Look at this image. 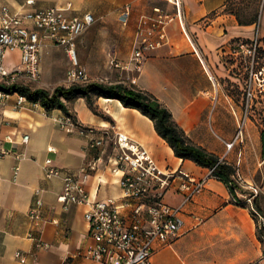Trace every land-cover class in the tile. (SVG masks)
<instances>
[{
    "label": "crops",
    "instance_id": "0c3cea01",
    "mask_svg": "<svg viewBox=\"0 0 264 264\" xmlns=\"http://www.w3.org/2000/svg\"><path fill=\"white\" fill-rule=\"evenodd\" d=\"M26 1L0 0V9L20 13L55 7L68 18L91 14L94 22L75 40L78 62L90 81L122 84L148 93L169 111L191 143L235 168H247L244 160L238 161V145L229 151L225 147L242 118L240 102L225 86L233 67L229 61L236 56L231 49L250 40L254 25H239L234 16L223 11L224 0H180L178 15L164 0H33L31 6ZM124 5L130 6L126 25L119 20ZM155 9L172 19L164 27L162 45L147 53L136 73L130 62L136 30L141 17H156ZM55 50L69 63L60 46L44 41L39 56V62L40 57L43 60L39 63L40 81L28 87L52 91L69 86L65 81L69 67L60 65ZM112 61L122 68L114 67ZM3 64L8 71L18 67L20 52H7ZM15 100L11 95L0 104V137L14 141L3 143L12 154L0 156V264H99L81 256L92 244L84 220L86 207L70 205L65 209L57 201L63 189L62 177H46V159L62 175L75 177L80 176L83 165L95 160L86 189L92 199H114L119 206L124 203L119 175L111 173L116 134H123L128 145L145 150L162 170L182 171L196 178L208 174V169L175 157L146 116L117 100L97 98V114L82 98L65 103L79 124L95 129L93 138L103 140L95 149L88 147L86 137L68 134L53 122L52 117L62 114L60 110L47 113L28 101L17 108ZM25 135L28 139L22 143ZM244 138L252 141L254 153H260L259 133L246 123ZM178 184L175 180L163 190L161 201L181 208L182 233L170 245H157L151 264L264 262L263 245L250 210L233 203V198L242 197L240 192L232 195L224 183L210 176L202 191L185 202ZM31 211L37 218L30 216Z\"/></svg>",
    "mask_w": 264,
    "mask_h": 264
},
{
    "label": "built area",
    "instance_id": "2783aa9c",
    "mask_svg": "<svg viewBox=\"0 0 264 264\" xmlns=\"http://www.w3.org/2000/svg\"><path fill=\"white\" fill-rule=\"evenodd\" d=\"M172 4L179 14L180 0H164ZM33 0H27L25 4L31 6ZM156 17H141L136 30L135 47L130 57L133 71L139 73L147 53L162 45L165 39L164 27L171 21L168 14L155 9ZM130 15V6L124 5L119 20L123 25L127 24ZM94 22L91 14L86 13L81 17L68 18L59 8L51 7L42 10H24L20 13H10L6 7L0 9V86L9 87L27 83L38 84L40 81L39 56L40 48L44 41H50L60 46L66 54L70 67L66 70L65 81L69 85H84L91 82L80 66L76 53L75 40L86 28ZM237 48L231 49V53L238 54ZM20 52V65L8 71L3 62L7 52ZM249 52V51H248ZM114 67L122 68L119 63L112 61ZM22 85V84H20ZM11 95H15V106L22 108L26 99L18 95L8 94L0 89V104ZM248 95H250L248 93ZM53 122L68 134L76 133L88 139L90 149L99 148L103 144L102 139L93 138L95 129L84 127L71 115L61 114L52 117ZM245 114L239 120L237 131L232 141L225 144L229 151L244 142ZM28 136L21 138L25 143ZM3 143L14 144V141L6 136L0 137V156L11 155L12 151L5 149ZM116 155L112 162L111 173L119 175V187L124 203L119 206L114 199L97 201L91 198L86 189L89 170L95 169V160L80 168V176L62 175V171L51 166V160L46 159V177L61 176L63 189L57 197V201L67 209L70 205L86 207L84 220L88 225L89 237L92 244L88 246L81 256L89 261L99 264H151L156 246H166L173 243L182 231L183 223L180 219V207H172L161 201L162 191L168 188L175 180L179 181L178 190L183 193L185 202L190 201L200 193L205 186L208 174L201 178L188 175L182 171L162 170L155 160L142 148L136 145H128L123 134L115 135ZM240 158L241 153H238ZM19 158V157H16ZM240 180L238 172L233 177ZM250 195L244 200L233 198V203L239 206L243 202L250 210L256 230L264 235V216L254 208V198L258 195V189L249 185ZM157 191V192H156ZM40 201H37V205ZM124 209V210H122ZM30 216L37 218L31 211ZM17 257L20 254L17 253Z\"/></svg>",
    "mask_w": 264,
    "mask_h": 264
},
{
    "label": "trees",
    "instance_id": "16d2710c",
    "mask_svg": "<svg viewBox=\"0 0 264 264\" xmlns=\"http://www.w3.org/2000/svg\"><path fill=\"white\" fill-rule=\"evenodd\" d=\"M236 20L242 26H255L257 24V15L250 21ZM247 42L245 41L242 44ZM0 89L8 94L16 93L23 96L26 101L38 104L47 113L53 110H60L66 115L71 114L68 112L65 103L78 98L84 99L88 108L93 113H95L94 107L97 98L117 100L123 107L135 109L146 116L153 123L157 135L172 149L175 157L182 160H189L199 167L211 169V176L224 183L232 195L236 191V185L233 179L236 168L224 160H220L218 156L191 143L185 137L179 126L173 121L169 111L148 93L122 84L106 85L95 81L84 85L72 84L67 87L59 86L52 91L38 88L32 89L20 84H13L9 87L0 86ZM259 139L260 154L264 158V130L260 132ZM239 206L246 207L241 201H239ZM254 208L256 209L257 207L254 206ZM257 235L262 243V231H257Z\"/></svg>",
    "mask_w": 264,
    "mask_h": 264
},
{
    "label": "rangeland",
    "instance_id": "374dc122",
    "mask_svg": "<svg viewBox=\"0 0 264 264\" xmlns=\"http://www.w3.org/2000/svg\"><path fill=\"white\" fill-rule=\"evenodd\" d=\"M223 6L224 12L241 21H250L257 15V24L251 28L250 40L235 46L237 48L239 45H243V48L237 49L238 54L229 61V66L233 67H230L231 79L227 80L228 84L225 83V88L231 96L240 102L242 116L245 114L244 123L248 124L252 131L260 134L264 130V0H224ZM55 55L60 65L66 68L70 67V63L59 53V50H55ZM39 63L43 64L41 57ZM20 84L31 85L26 80ZM94 110L97 114L96 107ZM246 142L244 139V142L238 145L237 153H241L240 158L237 156L238 161L244 160L247 168L243 167L242 170L241 167H236V173L238 172L240 176L242 173L240 174L239 171L243 172L245 179V181L235 180L236 191L242 194L239 199L244 200L243 197L250 195L249 185L256 187L258 195L253 200L254 206L264 216V158L260 153L253 152L251 140L247 142V145H245ZM244 146H247L246 154L243 151ZM262 245V259L264 260V235Z\"/></svg>",
    "mask_w": 264,
    "mask_h": 264
}]
</instances>
